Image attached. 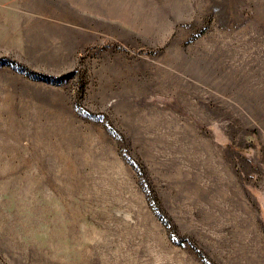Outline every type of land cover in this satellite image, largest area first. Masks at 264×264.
<instances>
[{
	"label": "rangeland",
	"instance_id": "374dc122",
	"mask_svg": "<svg viewBox=\"0 0 264 264\" xmlns=\"http://www.w3.org/2000/svg\"><path fill=\"white\" fill-rule=\"evenodd\" d=\"M0 264H264V0H0Z\"/></svg>",
	"mask_w": 264,
	"mask_h": 264
}]
</instances>
